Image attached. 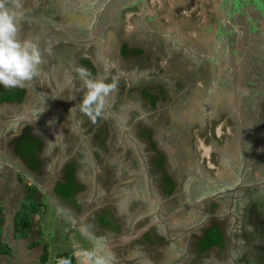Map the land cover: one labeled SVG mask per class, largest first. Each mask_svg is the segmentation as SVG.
<instances>
[{
	"label": "crops",
	"instance_id": "obj_1",
	"mask_svg": "<svg viewBox=\"0 0 264 264\" xmlns=\"http://www.w3.org/2000/svg\"><path fill=\"white\" fill-rule=\"evenodd\" d=\"M48 1L42 0L38 4H34L31 0H22L25 18L26 16H30L28 17L30 20L38 21V23L23 22L21 25L20 38L30 39L38 44L43 54V62H49L47 65L48 74L46 76L52 77L53 80L56 79L57 84L64 86L67 85V80L72 77V74L76 76V79L78 78L76 72L78 63L75 62H81L82 59L91 57V53L90 49L85 48H82L79 52H74V47H69L68 44L66 45L71 50H62V48L58 46L60 41L54 37L52 33L53 30H50L54 28L43 29V22L48 20L46 19L47 17H45V10L54 5L50 0ZM230 2V0H163L162 6L155 5L153 10L151 8L147 9L153 19L149 23V27L141 31L134 27V23L137 24V20H139L136 19V14L129 16V20L134 21H132V24L127 28V32H124V30L120 28L116 30L118 31L119 37L116 38L118 40H116L115 43L113 42V44L116 46L118 45L120 48L125 42L133 41L139 48L141 47L148 53L154 55L162 54L164 58L174 60L175 62H162L160 65L158 62H146L144 60L138 62V65L141 64L143 70L139 74V79L136 81L137 84L133 85L129 79L127 80L128 87H126L127 84L125 85L124 80L118 82V85H121L119 88H125V96L122 97L120 101L124 105L128 104L129 100L136 102L146 97L144 93H149L148 96H157L160 100L159 111L156 114L162 113L170 118L174 116L178 121L183 115V126L186 125L191 127V125L195 123V119L191 117L186 118V120V111H190L189 106L197 108V106L201 104L203 97L210 95L208 92L211 90V81L198 71L199 68H197L193 62H179L177 59V47L184 43L188 50L195 54L198 52L197 55H200V51L208 48L209 44L213 42L219 44L224 36L225 38L223 41L234 36L235 41L234 44H231L230 50L232 51V56L238 58L235 54L240 51L239 40L242 39V34L246 38L244 42L246 56H242L241 59H246L248 62L249 60L257 58L254 55V47L250 45L249 37H252L254 30H258L259 27L264 30V16L258 17V15H256V17H253L251 14H255L257 10L264 13V0H255L254 2L258 4L254 7L250 6L249 8L246 4L247 2H244V8L247 7L248 10L244 13L247 14L249 12V16H243V14L241 15L242 17L239 16V18H232L230 16L233 12ZM99 3L108 7L109 0H103V2L99 1ZM84 4V0H78L77 2H67L63 0V2L59 3L57 16L49 18L48 24H51L49 22L52 20L60 27V30H64L61 26H66L72 33H76L80 25H83V23H85L84 21L88 19L87 14H82V11H80V7ZM41 11L44 12L40 13ZM244 25H246L244 31H247V34L244 31L240 34L239 31ZM249 25L250 28L248 29ZM260 32H262L264 39V32L261 30ZM250 34L252 35L249 36ZM169 39L175 40V46L170 44ZM188 50L186 54H191ZM208 53L209 52L206 54ZM210 54L208 56H210ZM249 56L250 59L248 60ZM261 57H264V49L262 50V55L256 60L259 61ZM240 62L235 63L236 67H238H235L233 70L232 68L227 71L222 68L215 70L217 77L228 80L223 86H221L220 83H216L217 88L215 93L217 94L214 97L217 106L221 103H226L228 107L232 106L234 101L240 97L241 93L244 95L246 93L245 90L253 86L252 82L256 80L260 74L264 78V61L258 62V64L257 62L252 63V73L248 71V74H245V79H243V69L240 67ZM209 66L210 65H208V67ZM153 73H158L159 77H151ZM40 78H42L41 82L33 79L30 83L28 82V85L25 84L24 86H26V88L29 86L31 92L37 93L39 91L37 90L39 85L46 87L48 82H52V79L45 78L42 74ZM258 84H261V82H258ZM0 89L4 90L0 98L2 97L1 99L3 101H7L11 98V102L14 103V105H12L13 107H11L7 113L10 114V116H15L23 115L25 112L26 115L34 116L35 121L34 119H25L24 116H22V122L26 120L25 124L27 125L32 124L35 126L36 124L37 132H42V140H38L35 139L30 131L25 132L26 134L24 133V129L19 132L18 124L7 126L0 123V168L2 163H8L13 168L0 170V204L4 212L9 213L12 204L14 206L18 205L20 210L23 208V202L28 193L27 188L29 186H35L27 185V182L24 183L27 180V173L34 174L36 183L44 182L51 173L54 175L53 179H50L48 183H44L40 188L38 187V190H40L43 195V203L40 199L42 210L32 217L33 230L30 236L25 239H17L14 231H12L11 236L8 235V224L3 227L2 242L10 247L11 253L9 255H0V264H51V249L59 251L53 257V261L61 254L74 255L78 251H92L93 249H90L89 245L88 247L85 246V244L87 245L88 243L81 238L85 237L92 239L93 235L87 232V230L95 235L105 236L106 239H108L110 235L112 236V231L118 233L112 236L114 237V242L110 248L115 251V254L117 252V254L122 256V260H118L117 257L114 264H124L129 258H134L132 257L134 254L135 258L133 259V264H155L153 263L155 262V255L158 256L157 258L159 260L157 264H179L192 258L193 252L196 253L198 249L199 240H205L206 234H209L212 230H219V227H221L222 221H216L217 214L215 215V212L219 210L218 208L220 206L213 203L209 206L208 211L214 212L216 209L218 210L211 216L206 214L207 217L203 221L205 225L210 220L211 226H203L200 235H197L198 229H194V227L200 224L202 219L192 220L188 228H183V224H188L190 222L187 220L184 221V217L186 215L188 216L187 211L189 210H181L182 208H186V204L190 203L186 196V190L181 187L176 190L163 188V179L157 174L152 173L151 170L147 172L146 165H148V163L146 159L149 151L142 148L144 143L142 139L138 140L142 145L134 147L135 149L125 145L128 143L126 136H130L129 132L131 130L134 131L133 124L131 130L125 128L123 125L122 129L121 126L115 129L112 128V130L106 127L103 128V131L102 129H98V133L94 136L95 140L93 139V141H89V143L86 133L91 134L92 126L83 128L75 123L73 125L75 135L70 139H66V137L60 134V132L62 133V131L59 130L60 124L64 125L65 122L68 123L70 112L72 116L73 114L76 115L74 101L68 100V102L63 103L62 101L65 100V98H62L61 104L56 110L57 124L60 123L57 129V125L52 117V111L43 112L41 114L43 110L39 112V108L36 107L37 105L34 106L33 101L28 103L26 107L24 104H19L20 93H18L17 89L8 91L3 86H1ZM116 107L117 105L114 106L115 109ZM113 111L115 110L113 109ZM39 115L41 117H39ZM75 115L73 116L74 120L75 118L77 119ZM104 115H107V112ZM134 117L132 119H134ZM114 127H117V125L114 124ZM15 130L16 132H14ZM110 130L112 135H114L115 142L119 143L117 147H113L109 145V142H106L110 135ZM182 130L183 128L181 130L175 129V131L171 132L177 133V137H182L186 133ZM135 134L140 135V132H135ZM148 134L147 137H151V131H149ZM96 135H98L97 138ZM122 137L125 144L121 143L123 142ZM29 138L34 140L32 141V145H30L31 141L29 142ZM21 144H27V146L20 148L19 145ZM31 146L39 147L31 151ZM41 146L42 149H40ZM83 148H86L84 150L88 151L89 163L84 161L85 154L82 151ZM117 148L120 152L124 150L129 151V153H125L127 154L125 160L126 162L129 160L135 164V172L127 171L126 174H122L118 183L113 187L108 202L105 203V208H110V214L108 216L110 218V223L108 225L98 224V228L87 225L85 227L87 228L86 230L84 224L89 223L88 221L92 218V212L85 211L84 208L88 205L90 200L89 197L93 194L92 190L95 181L99 182V175L89 170L86 171L87 167H89L88 165L91 166L94 164L93 161L96 157L99 156L101 158L102 156V158H106L103 171H107L109 168L108 159L110 155L112 154L118 157L120 156L119 154H121L117 152ZM208 155L209 154H206V156ZM80 157L83 161L79 163L78 159H80ZM75 159H77V161ZM62 160H64V162H62ZM34 162H36L35 165H33ZM68 163L70 166L69 168H71L73 172L74 187H72V189L74 190L76 187L74 190L76 199L73 196H63L64 190H62V188L64 187L59 186V181H57L59 174H61L59 171L60 165L62 164L65 166ZM15 165H20L24 168V172L18 170ZM57 167L58 169L55 170ZM212 168L213 166L211 165V169ZM215 168L217 170V167ZM37 169L41 170V173H37ZM207 174L216 179L225 175L223 172L214 174L213 170H208ZM145 176H148L149 179H146ZM24 177L26 179H23ZM145 180H149L150 183L149 187L152 190V195L150 196L146 194L143 188V186H145ZM244 203L246 205L248 204L242 201L238 208L243 209V206H245L243 205ZM177 208H179V210H176ZM258 208L259 205L253 206L249 204L247 210H251V213ZM83 210L84 213H82ZM162 212L165 214L167 213L168 219L171 218V216L177 215L168 221H177V223L173 222L176 223L174 227L175 231L168 232L169 234L162 233V236L159 235L160 240L157 241L155 237L158 233V229L155 228L156 226L154 224L158 222V220L155 221V219H157V213L161 214ZM80 215L81 217H79ZM77 218L78 220L76 221ZM212 219H215V221ZM36 221H38V224L35 223ZM228 223V219L224 220L226 226H229ZM180 226V230L175 229ZM13 227L15 229V225H13ZM199 227L200 226H198V228ZM52 228L55 231V237L53 239L54 245L50 242L51 235L49 234ZM69 229L74 231V233L69 234L68 238L62 239ZM220 229H223V227ZM33 232L35 235H33ZM70 235L72 236L69 237ZM138 235L141 236L138 237ZM167 235H173L174 238L172 239ZM166 236L167 239H165ZM141 239L146 240L145 249L141 250L142 252H146H144L146 257L142 255L138 246L136 247V243L142 241ZM191 242L193 247L189 245ZM177 244H180L183 249H185V252L175 254ZM216 248L217 247H212L210 250L213 251ZM47 253L49 259L44 263V257ZM212 256L213 255L210 254V258ZM216 257H219L221 260L224 256L218 254ZM76 261L78 264L77 258ZM208 263L212 264L211 262ZM217 263L218 262H214V264Z\"/></svg>",
	"mask_w": 264,
	"mask_h": 264
},
{
	"label": "flooded vegetation",
	"instance_id": "obj_2",
	"mask_svg": "<svg viewBox=\"0 0 264 264\" xmlns=\"http://www.w3.org/2000/svg\"><path fill=\"white\" fill-rule=\"evenodd\" d=\"M41 1L42 0H31V2L34 4H38ZM50 1L55 6L53 5L51 8L45 10V17H47L46 19L48 20L49 18H53V16H57L59 3L63 2V0ZM64 1L77 2L78 0ZM84 1L85 4L80 7V11H82V14L86 13L88 19L84 21L85 23H83V25H80L76 33H72V31L68 30L66 26V28L64 26H61V28L64 30H60V27H58L55 21L52 20L49 22L51 24H48V20H45L42 26L43 29H55L50 30H53L52 33L54 34V37L60 41V44L58 46L62 48V50H71L67 47L66 44H68L69 47H74V52H79L80 50H82V48L90 49L91 57L82 59L81 62H77V69L79 67L87 68L91 71L93 77L106 76V82L108 83H111L112 78L115 77L117 82L124 80L126 85L127 80L129 79L134 85L137 84L136 81L139 79V74L143 70V68H141V64L138 65V62H142V60H144L146 62H158L159 65L162 64V62H175L174 60L164 58V55L162 54L154 55L148 53L141 47L139 48L133 41L125 42L120 48L118 47V45L116 46L113 44V42L115 43V41L118 40L116 38L119 37L118 31L116 30L120 28L124 30V32H127V28L132 24V21H134L129 20V16H131L132 14H136V19H139L137 20V24L134 23V27L137 28V30L141 31L146 27L148 28L149 23L153 18H151L150 12L147 9L151 8L153 10V7L155 5L162 6L163 0H109L108 7L104 6L102 3H99V1L103 2V0ZM230 1V6H232L233 9L232 14L230 15L232 18H239V16L243 14V16H245L244 12H247L248 10L247 7L244 8V2H247L246 4L248 5V8L250 6L254 7L256 4H258L254 2L255 0ZM84 6L90 7L91 10H86ZM42 12L44 11H41L40 13ZM246 16H249V14H246ZM251 16L255 17V14H251ZM28 17L30 16H26V18L24 19L25 23H38V21H32ZM246 25H244L242 28L245 29L244 27H246ZM249 28L250 25L248 26V29ZM258 30L264 32L261 27H259ZM224 38L225 36L222 38V41L219 42V44L217 42H213L209 44V47L207 46L208 48L202 49L199 53L200 56H198L199 59H197L196 57L197 54L188 50L186 44L182 43L181 45H179L178 43L179 46L177 47V59L179 60V62H193L197 66V68H199L198 71H200V73L203 74L204 77L208 78V80L211 81V90H209L208 92V94L210 95L203 97L201 104L198 105L197 108L194 106H189L190 111H186L187 115H185V119L191 117L195 119V123L191 125V127H188L186 125L183 126V115L182 118L178 121L174 118V116L170 118L169 116L163 115L162 113L156 114L159 111L158 109L160 100L157 96H148L149 93H144L146 96L144 99L136 102L129 100L128 104L124 105L120 100H122V97L125 96V88H119V86L121 85H118L117 90L106 98L104 114H106L107 112V115L103 114L102 116L98 117L95 122H93L90 117L80 111L79 106L81 105L84 96V91L82 90L83 85L80 79H76V76L72 74V77L68 78L67 80V85L62 86L61 84H57L56 79L53 80L52 77L46 76L48 74L47 65L49 62L42 63L40 70L37 72L34 78L41 82L42 78H40V75L42 74L43 77L52 79V82H48L46 87H44L43 85H39L37 88V90L39 91L37 93L31 92L29 86H27L28 88H26V86H23L13 89H17L18 93H20V105L24 104L26 107L28 103L33 101L34 106L37 105L36 107L39 108V112L43 110L41 111V114L43 112L52 111V117L57 125V129L60 123L57 124L56 110L61 104L62 98H65V100L62 101L63 103L68 102V100L74 101L76 106V115L73 114V116L75 115L77 119L75 118L74 120L70 112L68 123L65 122L64 125L60 124L59 130L62 131V133L60 132V134H62L63 137H66V139H70L73 135H75V132L73 130V125L75 123L83 128L92 126L91 134L86 133L88 142L93 141V139L95 140L94 136L96 133H98V129H102L103 131V128L106 127L107 129L112 130V128L115 129L119 126H121L122 129L123 125L125 128L131 130V126L133 124L134 131L140 132V135H136L135 132L131 130L129 132L131 137L126 136L128 143H124L123 137V142L121 143L134 148L142 145L138 140L142 139L144 141L142 148L149 151L146 159L148 163V165H146V170L147 172L151 170L152 173L157 174L163 179V188L176 190L181 187L182 189L186 190L187 184L189 183L188 179H190L191 181L193 177L196 178L197 176L202 177V180L204 182L208 180L214 181L209 184V186L211 189L216 187L218 189L217 191L219 195L216 198H211L212 196H209L207 201L196 206V208L201 211L203 210V208H205V214H209L210 216L219 209L217 212H215V215L217 214L216 221H222V230L225 232L226 225L224 224V220L228 219L227 208H229V210L231 211H239L240 208L238 207L241 205L242 201L253 206H264V130L260 131L262 128L264 129V126L259 127V129H255L257 131H255L254 128L251 127V132L256 133H253L255 137L249 136L248 129L250 128L242 127L241 124L237 122L236 116L238 112L234 109L233 104L230 107L226 106V103H221L218 106L216 105V100L214 97L217 94L215 93V90L217 88L216 83H220L221 86H223L224 83L228 82V80L220 79L219 77H217L215 70H219L220 68L226 71L230 70L231 68L233 70L236 67L235 63H238V58H234V56H232L231 50L229 52V56L231 59L235 60L233 62L234 66H232V62H229L226 53L224 52V54L222 52L226 41L229 39L227 38V40L225 39L223 41ZM169 40L170 44L172 46H175V40ZM216 46L218 47L219 52L217 56L215 50L211 49ZM187 50L191 54H186ZM207 52L209 53L206 54ZM209 54L210 56H208ZM204 55H206V57H204ZM210 57H212L214 61L216 60V62L211 60ZM225 58L228 60L227 65L225 63ZM240 63V67L243 69V79H245V74H248V71L251 72L253 70V66L250 64V62H247L246 59H241ZM208 65L210 66L208 67ZM151 77L158 78L159 74L153 73ZM258 78L260 79L259 82L264 83V78L261 76V74ZM70 79L73 81L72 84H68V81ZM29 83H26V85H28ZM126 87H128V84L126 85ZM6 90L10 91L12 89ZM2 92H4V90L0 89V95L2 94ZM1 98L0 123L7 126L18 124L19 132H21V130L23 129L24 133L30 131L35 139L42 140V132H37L38 130L36 124L35 126L32 124L27 125L25 124L26 120L22 122V116H24V118L28 120L34 119V121L35 117L26 115L25 112L23 113V115L10 116L7 111H9L11 107H13L12 105H14V103L3 101ZM115 105H117L116 109L114 108ZM113 109L115 111H113ZM39 117L41 116L39 115ZM133 117L134 119H132ZM246 118H248V115ZM114 124L117 125V127H114ZM182 128V131L186 132L182 137H177V133L171 132L175 131V129L181 130ZM111 130L106 142H109V145H112L113 147H117L119 143L115 142V138L114 135H112ZM149 131H151L152 134L151 137L148 138L147 135H149ZM14 132H16V130ZM97 136L98 135H96V138ZM84 149L86 148H83L82 151H84ZM245 151L250 152V154H246ZM117 152H120L118 151V148ZM120 153L121 154H119L120 156L118 157L113 156L112 154L110 155L108 159L109 168L105 172L103 171V168L106 163V158H102V156L101 158L99 156L96 157L93 161L94 164H92L91 166L88 165L89 167H87L86 171L89 170L90 172L99 175V182L95 181L92 190L93 194L89 197L90 200L88 202V205H86V207L84 206L85 211H90V213L92 212V218L90 221H88V224H84V228L87 225L98 228V224L108 225L110 223V218L108 217L110 214V208H105V203L108 202L110 193L112 192L113 187L120 180L122 174H126L127 171L135 172V164L129 160L128 162H126L125 160L127 156V154L125 153H129V151L124 150ZM206 154L209 155L206 156ZM64 159L66 160L65 157ZM75 160L77 161V159ZM81 161L83 160L80 157V159H78V162L80 163ZM62 164L59 167V171L61 174H59L57 178V181H59V186H64L68 183L67 176L70 166L69 163L65 166H63ZM1 165L2 166L0 170L13 169L8 163H2ZM211 165L213 166L212 169ZM15 166L18 170L24 172V168H22L20 165ZM215 167H217V170ZM56 169H58V167L55 168V170ZM208 170H213L214 174L223 172L225 175L221 178L216 179L210 177V175L207 174ZM53 176V173H51L44 182L36 183L34 174L27 173V180L24 183L27 182V185H35L37 186V188H40L41 185H44V183L46 184L50 179H53ZM26 178L24 177L23 179ZM251 179L253 181L255 180L254 182L256 184H254L253 186L250 185L248 187L244 186L243 188H237L239 184H243V181L250 184ZM39 199H41V202L43 203V195L40 190ZM213 203L220 207L214 212H210L208 211V208ZM17 207L18 205L14 206L12 204V207H10L9 209L10 212H4L5 222L3 224V227L8 224L7 233L9 236H11L12 231H14V234H16L13 225H15L16 216L20 211V207ZM84 210L82 213H84ZM176 210H179V208H177ZM230 216L232 217V220L235 221L234 225H237L239 223L244 224L243 221L246 220L243 215L236 218V216H233L230 212ZM79 217H81V215ZM167 217V213L165 214L162 212L160 217L157 215V219H155V221L158 220L159 222V218L160 220H165ZM77 220L78 218L76 219V221ZM212 220L215 221V219ZM170 222L177 223V221ZM170 222L155 227L156 229H158V233L155 237L157 241L160 240L159 235L162 236V233H160V229L166 230V233L164 234H169L168 232L175 231L174 228L169 225ZM35 223L38 224V221H36ZM210 224L211 222L209 220L205 225L207 226ZM205 225L203 224L198 229L201 231V229ZM85 229L87 230V228ZM87 232L91 233L93 237L92 239L85 237L84 238L86 240L82 239L83 241L88 243L87 245L85 244L86 247H88L89 245L90 249L95 250L99 246L100 254H102L109 261V264H114V261H116L117 257L118 260H122V256L117 254V252L115 254V251L110 248L112 246V243L114 242V237L112 236L117 233L116 231H112V236L110 235L108 239H106L105 236L97 234L95 235L89 230H87ZM71 233H74V231L67 230L66 235H69ZM33 235H35L34 232ZM237 235L239 236V234ZM71 236L72 235H70L69 237ZM145 241L146 240H142L136 243V247L138 246L140 251L145 249ZM231 241L232 242L227 246L228 255L225 258L223 257L221 261H218L217 264H239L240 260H243V258H245L244 261L247 262L248 258L251 259L254 255H256V253H254L253 251L258 250L261 247L260 246L256 248V245H254V247L251 248V251L247 252V254L250 255L245 256V254L243 253L238 255V253H236L234 249V241ZM220 248L217 247L212 252H219ZM233 253H235V255H233ZM142 255H144V252H142ZM212 255V257H214V253H212ZM217 255H215V257ZM239 256L240 258H238ZM132 257L135 258V254ZM144 257L146 256L144 255ZM157 257L158 256L155 255V262H153L155 264L159 262ZM74 258L77 264L76 257L74 256ZM134 258H129L131 262L127 260L124 262V264H133L132 262L134 261ZM192 261L193 260L190 259L179 264H193Z\"/></svg>",
	"mask_w": 264,
	"mask_h": 264
},
{
	"label": "rangeland",
	"instance_id": "obj_3",
	"mask_svg": "<svg viewBox=\"0 0 264 264\" xmlns=\"http://www.w3.org/2000/svg\"><path fill=\"white\" fill-rule=\"evenodd\" d=\"M84 8L86 10H89V11L91 10L90 7L84 6ZM256 15H258V17H261V16H264V13H261V11L257 10L255 12V17H256ZM245 16H246V14H245ZM242 31H244L243 28L240 29V31H239L240 34ZM244 32L247 34V31H244ZM257 33H260V34H257ZM251 35L252 34H250L249 36H251ZM241 37H242V39L239 40L240 41V51L237 54L238 62H240L242 56H246V52L244 50V42H245L246 38L242 34H241ZM249 40H250L251 44L250 43H248V44H250L252 47H254V50H255L254 55H255V57H257L256 59H259V57L262 55V50L264 49V39H263L262 32H260V30L255 29L253 32V36L249 37ZM234 41H235L234 36L229 38L224 45V49L222 50L223 53L224 52L226 53L229 62H232V66H234L233 62L235 60L230 58L229 52L231 49V44H234ZM213 48H212V50H215L216 56H217L219 53L218 47L216 46ZM196 54H198V52ZM198 56H200V55L196 56L197 59H199ZM204 57H206V55H204ZM210 58H211V60L214 61V59L212 57H210ZM249 59H250V56L248 57V60ZM256 59L249 60L248 62H250V64L257 62V64H258V62L264 61L263 60L264 57L263 58L261 57V59L259 61ZM228 60L225 58L226 65H227ZM214 62H216V60ZM75 63H77V62H75ZM259 81H260L259 78L254 80L252 82L253 86L248 88L247 90H245L246 91V93L244 94L245 96L241 93L240 97L236 101H234V103H233L234 109L238 112L237 116H236L237 122L239 124H241L242 127H245V128L249 127L250 129H248L249 130L248 135L253 136V137H255V135H253V133L255 134L256 132H251V127H253L255 130L257 128L259 129V127H261V126H264V120H263L264 119V116H263L264 112L262 111L263 110V104H264V83L258 84ZM72 83H73V81L70 79L68 81V84H72ZM247 115H248V118H246ZM263 130L264 129L262 128L260 131H263ZM255 131H257V130H255ZM83 152L85 154L84 161L89 163L90 159L88 158V154H87L88 151L84 150ZM83 152L81 151L82 154H83ZM245 152H246V154H248V153L250 154V152H248V151H245ZM62 162H64V160H62ZM263 176H264V172H263ZM145 178L149 179L148 176L147 177L145 176ZM202 179H203L202 177H198V176L196 178L193 177L191 179V181H190V179H188L189 183L187 184V187H186V196L190 201V203H189L190 205H195L200 200L207 201L209 196L213 197V196L219 195V193L217 191L218 189L216 187L211 189L209 186V184H211L214 181L208 180V181L204 182ZM254 181L251 179L250 184L243 181L242 182L243 184H239L237 188H243L244 186L248 187L250 185L253 186L254 184H256ZM149 184H150L149 180H145V186H143V188L145 189L146 194L150 196V195H152V190L150 189ZM75 189H76V187H75ZM62 190H64L63 192H65L66 190H68V188H66V189L62 188ZM71 190H72V192L67 191L65 193H67V195H69V197L73 196L76 199V195L74 193V190L72 188H71ZM243 205H245V206H243V209L241 208L239 211H229V208H227V212H228L227 218L229 220V223H228L229 226L225 227V232L222 229H220L223 226H221V227L218 226L219 230L217 229L216 231H210L209 234L205 235V240H203V241L199 240L198 241V249L196 250V253L193 252V256L191 258L193 260L192 261L193 264H207L208 262H211L212 264H214V262L221 261L218 257H215V255L220 254L221 256L226 257L228 255L227 246H228V244H230L232 242L231 240L234 241V249H235V252L238 253V255H240L241 253L245 254V256L250 255V254H247V252L251 251V248L254 247V245H256V248L261 246L258 250L253 251L254 253H256V255H254L251 259L248 258L247 262L244 261L245 258H243V260H240L239 264H245V263L246 264H264V208L259 205V208L256 211H253L250 213L251 210L246 211L247 208L249 207V203L247 205L244 203ZM245 208H246V210H245ZM195 209L196 208H193L192 211L196 215V219H202V221H200V224H198L194 227V229H198V226H201V224L203 223L204 219L207 216H206L205 211H204L205 208H203L202 211H196ZM59 211H60V209H59ZM230 212L232 213L233 216L235 215L236 218L243 215L247 221L244 220L243 221L244 224L239 223L237 225H234L235 221L232 220V217L230 216ZM186 217H187V215L184 217V221L186 220ZM50 218H52V217H50ZM191 223H192V220L188 224H183V228H188L191 225ZM169 225L173 228L175 226V224H173L172 222H170ZM180 228H181V226L176 227L175 229L180 230ZM160 230H161L160 233H166L165 229H160ZM238 230H240V231H238ZM54 233H55V231L52 228V231L49 234L51 235L50 242L53 245H54L53 239L55 237ZM200 234H201V231L198 229L197 235H200ZM237 234H239V236ZM167 236L165 237V239H167ZM66 237L68 238V235H64L62 237V239H66ZM168 237H170L172 239L174 238L173 235H169ZM209 237H211V239H213V240H211ZM82 238L85 239L84 237H82ZM190 241H191V239H190ZM213 241L216 242V245L213 247H220V246L222 247L219 250L220 252H212V250H210V251L203 250V248L206 245H211L212 243L214 244ZM189 245H191V247H193L192 242L189 243ZM176 248H177V250L175 251V254L185 252V249H183V247L180 244H177ZM58 252L59 251H57V250L51 249V252H50V257L52 259L51 264H54V261H53L54 258L53 257ZM212 253H214V257L209 259L210 254H212ZM233 255H235V253H233ZM238 258H240V256Z\"/></svg>",
	"mask_w": 264,
	"mask_h": 264
},
{
	"label": "clouds",
	"instance_id": "obj_4",
	"mask_svg": "<svg viewBox=\"0 0 264 264\" xmlns=\"http://www.w3.org/2000/svg\"><path fill=\"white\" fill-rule=\"evenodd\" d=\"M24 19L22 0H0V86L5 89L23 87L32 81L43 63L38 44L20 38ZM76 72L84 91L80 111L95 122L104 114L106 98L117 90L118 82L115 77L111 83L106 82V76L93 77L84 67H79ZM74 255L78 264H109L100 254L99 246L93 251H78ZM57 264H72V261L61 258Z\"/></svg>",
	"mask_w": 264,
	"mask_h": 264
},
{
	"label": "trees",
	"instance_id": "obj_5",
	"mask_svg": "<svg viewBox=\"0 0 264 264\" xmlns=\"http://www.w3.org/2000/svg\"><path fill=\"white\" fill-rule=\"evenodd\" d=\"M9 102H11V98L9 100H7ZM31 141V142H30ZM32 138H29V142L31 143L30 145H32ZM27 144L24 145H19L20 148L22 147H26ZM32 147V146H31ZM39 147V146H38ZM38 147H32L30 150L34 151L36 148L38 149ZM42 149V146L41 148ZM34 155V154H32ZM36 162L33 163V165H35ZM38 165V164H37ZM37 173H41V170H36ZM72 176H73V172L71 171V168L68 169V183L66 185H64L63 187L66 189L68 188V190H66L65 192L69 191L72 192L71 188L73 187V181H72ZM27 196L23 202V208L19 211V213L16 216L15 219V232H16V238L17 239H25L28 238L33 230V215L38 214L41 210H42V203L40 202L39 199V190L37 188V186H29L27 188ZM63 193V196L65 197H69V195H67V193ZM68 192V193H69ZM5 222V218H4V209L2 207V205L0 204V255H9L11 253V249L10 247L2 242V238H3V224ZM215 231V230H212ZM210 233V232H209ZM211 239V237H209ZM213 240V239H211ZM214 244L212 243L211 245H206L203 250L208 251L210 250L213 246L216 245V242L213 241ZM61 258H65V259H70L72 261V264H76L75 262V258L72 254H61L57 257V259L54 261V264H57V261ZM48 253L46 254V256L44 257V263H46L48 261Z\"/></svg>",
	"mask_w": 264,
	"mask_h": 264
},
{
	"label": "water",
	"instance_id": "obj_6",
	"mask_svg": "<svg viewBox=\"0 0 264 264\" xmlns=\"http://www.w3.org/2000/svg\"><path fill=\"white\" fill-rule=\"evenodd\" d=\"M218 196V195H217ZM217 196H213V197H211V198H216ZM203 202H205V201H199V202H197L195 205H186L185 207L186 208H182L181 210H185V211H187V210H189V211H187L186 213L188 214V216H187V218H186V220L187 221H191V220H194V219H196V215L194 214V212L192 211L193 210V208H196V206H198V205H200V204H202ZM196 211H201V210H199V209H195ZM157 215L158 216H160L161 214L160 213H157ZM175 216H177V215H174V216H171V218H167V219H165V220H160L159 222H157L156 224H154L155 226H160V225H164L165 223H167L169 220H171L172 218H174ZM174 224H176V223H174ZM141 235H138V237H140Z\"/></svg>",
	"mask_w": 264,
	"mask_h": 264
}]
</instances>
